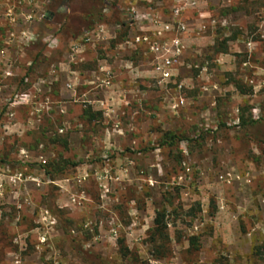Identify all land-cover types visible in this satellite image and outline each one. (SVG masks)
<instances>
[{
    "label": "rangeland",
    "instance_id": "obj_1",
    "mask_svg": "<svg viewBox=\"0 0 264 264\" xmlns=\"http://www.w3.org/2000/svg\"><path fill=\"white\" fill-rule=\"evenodd\" d=\"M67 3L0 0V264H264V0ZM167 23L159 85L126 42Z\"/></svg>",
    "mask_w": 264,
    "mask_h": 264
},
{
    "label": "built area",
    "instance_id": "obj_2",
    "mask_svg": "<svg viewBox=\"0 0 264 264\" xmlns=\"http://www.w3.org/2000/svg\"><path fill=\"white\" fill-rule=\"evenodd\" d=\"M186 8H192L196 0H177ZM179 10H175L173 15H178ZM142 17L136 14L135 22L141 21ZM158 24L156 22L152 26ZM187 28L179 25L177 29L170 24L156 27V30L143 31L139 30L134 36H128L126 45L133 50L145 49L147 55L151 57L152 73L159 85L172 83L173 72L175 67L180 66L183 53L185 51V36ZM200 30L197 35H200ZM146 55V56H147ZM184 104L180 99V105Z\"/></svg>",
    "mask_w": 264,
    "mask_h": 264
},
{
    "label": "trees",
    "instance_id": "obj_3",
    "mask_svg": "<svg viewBox=\"0 0 264 264\" xmlns=\"http://www.w3.org/2000/svg\"><path fill=\"white\" fill-rule=\"evenodd\" d=\"M63 3H67L68 6V12L64 16L66 21H76L78 20L81 25L85 24L87 22V19L90 18L91 13L89 11L83 10L82 8H78L76 4L78 2H84L85 0H68L65 2V0H60ZM58 6L56 5V2H52L49 12L50 14H55L56 8ZM219 54H226L227 50H220L218 51ZM63 170H58L57 173H61ZM166 231V224L164 223V216L163 214H157L155 220H154V230L153 234L151 235V240L155 242L156 239H162L163 238V233ZM192 241V240H191Z\"/></svg>",
    "mask_w": 264,
    "mask_h": 264
},
{
    "label": "crops",
    "instance_id": "obj_4",
    "mask_svg": "<svg viewBox=\"0 0 264 264\" xmlns=\"http://www.w3.org/2000/svg\"><path fill=\"white\" fill-rule=\"evenodd\" d=\"M205 3L206 2H201V4L199 5V10L196 11V13L199 16V19H203L207 16V12H205V10H203V6ZM190 16H192L191 12H190ZM5 17L8 18V15H5ZM197 32H198V30H197ZM194 33H195V30H188L187 35H186V37H187L186 42H187V45H189V49H191V47H197L198 48L202 43L201 40L199 41V40L192 39ZM19 34H20V37H19L20 43H24L26 41V30L20 31ZM15 35L16 34L14 33V31L9 30L7 32L6 37H5L6 40H4V45L7 47H10L11 44L14 43L13 39H15ZM249 44L250 43H248L247 46H250ZM6 54H7V48H3L2 50H0V60L3 59Z\"/></svg>",
    "mask_w": 264,
    "mask_h": 264
}]
</instances>
